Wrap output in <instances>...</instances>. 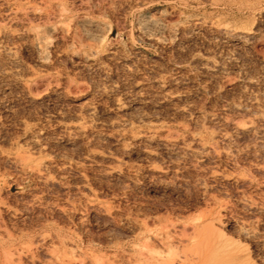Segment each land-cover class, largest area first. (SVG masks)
Listing matches in <instances>:
<instances>
[{"label":"rangeland","instance_id":"obj_1","mask_svg":"<svg viewBox=\"0 0 264 264\" xmlns=\"http://www.w3.org/2000/svg\"><path fill=\"white\" fill-rule=\"evenodd\" d=\"M252 94L264 0H0V264H264Z\"/></svg>","mask_w":264,"mask_h":264},{"label":"bare ground","instance_id":"obj_2","mask_svg":"<svg viewBox=\"0 0 264 264\" xmlns=\"http://www.w3.org/2000/svg\"><path fill=\"white\" fill-rule=\"evenodd\" d=\"M10 9H11V8H10ZM12 11H13V10H12ZM34 11H35V10H34ZM33 13H34V12H33ZM148 25H149V24H148ZM148 25H147V26H148ZM147 26H145L144 28L147 29ZM217 32H218L219 34H223V35H228V34H229L227 31L222 30V29H217ZM239 35H240V34H239ZM151 36H152V35H151ZM232 36H235V35H232ZM236 37H239V36L237 35ZM236 37H235V38H236ZM242 37H243V36H242ZM244 37H245V36H244ZM36 38H37V37H36ZM45 38H46V37H45ZM45 38H44V39H45ZM158 38H159V37H158ZM239 38H240V37H239ZM242 39H244V38H242ZM236 41H237V40H236ZM38 46H39V45H38ZM1 48H2V47H1ZM8 50H10V49H8ZM1 52H2V51H1ZM9 52H11V51H9ZM9 52H8V53H9ZM2 53H3V52H2ZM11 55H12V54H11ZM9 56H10V55H9ZM178 66H179V65H178ZM128 68H129V67H128ZM215 70H216V69H215ZM218 70L220 71V69H218ZM216 71H217V70H216ZM210 73H211V71H210ZM210 73H209V74H210ZM216 73H219V72H216ZM211 74H212V73H211ZM213 74H214V76H215V73H213ZM212 76H213V75H212ZM210 77H211V76H210ZM211 79H212V78H211ZM248 82L251 83L250 81H248ZM246 84H247V83H246ZM247 85H248V84H247ZM250 85H251V84H250ZM162 88H163V87H161V89H162ZM165 88H166V87H165ZM162 90H164V89H162ZM162 90H161V92H162ZM159 91H160V90H158L157 93H160ZM165 92H166V90H165ZM165 92H163V93H165ZM167 92H169V91H167ZM165 94H166V93H165ZM165 94H164V95H165ZM168 94H169V96L167 95L168 98H169V97L171 98V97H172V96H170L171 94H170V93H168ZM160 95H162V94H160ZM143 97H144V96H143ZM143 97H142V98H139V99H141L140 101H142V99H145V98H143ZM165 97H166V96H165ZM146 98H147V97H146ZM162 98H164V97H162ZM162 98H161V99H162ZM173 98H174V97H173ZM173 98H171V99H173ZM179 98H180V97H179ZM248 99L250 100L252 106L259 107V109H260V112H259V113H261V114L264 113V95H263V96H262V95H261V96H259V95L253 96V94H252V95H250V97H249ZM163 100H164V99H163ZM166 100H167V102L170 101L169 99H166ZM177 100H179V99H177ZM249 100H248V101H249ZM116 101H117V100H116ZM148 101H149V103H150V100L147 99V102H148ZM175 101H176V99H175ZM142 102H143V101H142ZM142 102H139V103L142 104ZM172 102H173V101H172ZM145 103H146V99H145ZM145 103H143V104H145ZM173 103H174V102H173ZM116 104H117V103H116ZM120 104H121V103H120ZM249 104H250V103H249ZM118 105H119V103H118ZM87 107H88V106H87ZM120 107H121V106H120ZM123 107H124V106H123ZM88 110H90V106L88 107ZM180 110H181V109H180ZM186 110H187V109H186ZM186 110H185V112H186ZM116 111H118V109H117ZM183 111H184V109H183ZM88 112H89V111H88ZM90 112H91V111H90ZM187 112H188V111H187ZM187 112H186V113H187ZM236 117L238 118V116H236ZM119 120H121V119H119ZM226 122H227V121H226ZM227 123H230L231 125L234 126V129H236V130H241L242 132H243V131L254 130V128H252V127L249 126L248 124H245V125L243 124V125H242V123L238 122L237 119L235 120V118H233V117H231V118L228 120ZM116 124L118 125V123H116ZM225 125H226V124H225ZM112 127H113V126H112ZM227 127H228V126H227ZM231 127H232V126H231ZM65 129H66V131H68L69 133H70V132H77V133L80 132V133H82L84 130H87V129H85V126H84L81 122L70 123L69 125L65 126ZM81 131H82V132H81ZM241 131H240V133H241ZM68 132H66V133H68ZM237 132L239 133V131H237ZM152 133H153V132H152ZM157 133H158V132H157ZM244 133H247V132H244ZM70 134H72V133H70ZM131 134H132V133H131ZM133 134H134V133H133ZM77 135L79 136L80 134H77ZM82 135H83V134H82ZM161 135H162V133H159V134H157V135L145 134V135H142L141 137H143L144 139L149 140V141L151 140V142H152L153 137H155V136L159 137V136H161ZM72 136H74V135H72ZM72 136H71V137H72ZM75 136H76V135H75ZM173 136H174V135H173ZM133 137H134V138H137V137H135V136L132 135V138H133ZM224 137H225V136H224ZM170 138H171V137H170ZM144 139H143V140H144ZM192 139H193L194 142L196 143V148H197V147H199V148L201 147V149H203V150H205V148H207V144L204 142L205 139H204V140H203L202 138H201V139H200V138H196V139H194V136H193ZM153 141H155V139H154ZM141 142H142V140H141ZM144 142H146V141H144ZM147 142H148V141H147ZM147 142H146V143H147ZM151 142H150V143H151ZM156 142H157V141H156ZM183 142H184V141H183ZM167 143H168V142H167ZM148 144H149V143H148ZM169 144H170V143H169ZM185 144H186V143H185ZM166 145H167V144H166ZM182 145H183V144H182ZM37 146H38V145H37ZM39 146H40V144H39ZM41 146H42V144H41ZM41 146H40V147H41ZM167 146H169V145H167ZM170 146H173V145L171 144ZM185 146H186V145H185ZM185 148H186V147H185ZM194 148H195V147H194ZM199 148H198V149H199ZM171 149H172V148H171ZM196 153H197V152H196ZM218 156H219V155H218ZM202 157H203V156H202ZM112 160H113V159H112ZM21 166H22V165H21ZM40 169H41V168H40ZM109 170H110V169H109ZM111 170H112V169H111ZM111 172H112V171H111ZM45 174H46V173H45ZM110 174H112V173H110ZM42 176H43V173H42ZM43 178H44V177H43ZM212 233H213V232H212ZM206 234H207V233H206ZM212 235H213V234H212ZM207 238H208V237H207ZM202 239H203V238H202ZM204 240H207V241H208V239H204ZM213 241H214V240H213ZM209 242H210V241H209ZM208 244H209V243H208ZM218 244H219V243H218ZM210 245H211V243H210ZM205 248H206V247H205ZM209 248H210V247H209ZM202 249H203V248H202ZM206 249H207V248H206ZM201 251H202V250H201ZM221 251H222V250H221ZM221 251H218V253H217V251H216V252L213 251L214 254H213L212 251L210 252V253H212L211 255H212V257H213L212 260H215V261H216L215 264H216V263H218V264H221V263H222V262H221V263H220V262H217V260L220 261V260L217 259V258H218V254L221 255V253H220ZM226 251H227V250H224V251H223L224 253L222 252V255H223V254H226ZM208 252H209V251H208ZM208 252H205V251L203 252V254H204V253H207V255L210 256V257H205V260H206V261H205V262H204V260L202 261L204 264H208V261L211 262V259H210V258H211V255L208 254ZM215 253H217V254H216V255H217V258H215V256H216ZM229 253H232V252H230V251L227 252V255H226V256H228ZM201 254H202V253H201ZM201 254H200V255H201ZM214 255H215V256H214ZM222 255H221V256H222ZM230 255H231V254H230ZM230 255H229L228 257H226V258L224 257V259H223L221 256H219V257L222 258L223 260H226V261H227V260H228L227 258H229ZM202 256H203V255H201V257H200L201 259L204 258V257L202 258ZM223 256H224V255H223ZM20 257H21V255H20ZM31 258H32V257H31ZM196 258H197V257H196ZM208 258H209L210 260H209ZM52 259H53V258H52ZM222 259H221V261H223ZM12 260H13V259H12ZM19 260H20V259H19ZM30 260H32V259H30ZM55 260H56V259H55ZM55 260H54V261H55ZM194 260H196V259H194ZM229 260H230V259H229ZM49 261H50V260H49ZM49 261H48V264H75V263L72 262V261H69V262H66V261H65V262H62V261H63V260H62L60 263H58V262H54V261H52V260H51L52 262L49 263ZM56 261H57V260H56ZM74 261H75V260H74ZM145 261H147V260H145ZM11 262H13V261H11ZM75 262H76V261H75ZM191 262H192V261H191ZM191 262H190V264H195V263H194L195 261L192 262V263H191ZM228 262H229V261H228ZM46 263H47V262H46ZM143 263H144V260H142V261L140 262V264H143ZM146 263H148V262H146ZM149 263H150V262H149ZM213 263H214V262H213ZM223 263L225 264V262H223ZM226 263H227V262H226ZM231 263H232V262H231ZM14 264H15V263H14ZM20 264H21V263H20ZM23 264H24V263H23ZM150 264H151V263H150ZM228 264H229V263H228ZM232 264H233V263H232ZM241 264H243V263H241Z\"/></svg>","mask_w":264,"mask_h":264}]
</instances>
